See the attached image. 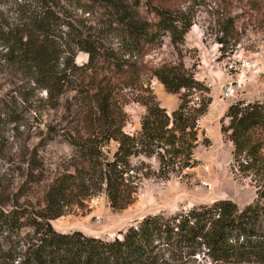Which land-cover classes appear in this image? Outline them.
<instances>
[{"label": "trees", "instance_id": "1", "mask_svg": "<svg viewBox=\"0 0 264 264\" xmlns=\"http://www.w3.org/2000/svg\"><path fill=\"white\" fill-rule=\"evenodd\" d=\"M96 6L104 10L100 28L94 34L76 28L74 11L86 8L85 13L91 15ZM192 26L193 19L186 12L158 5L155 0H19L15 10L0 12V62L28 68L34 87L45 91L54 109L68 92H74L78 106L75 117L68 109L54 133L59 132L75 147L82 160L73 179H83L89 169L99 171L114 207L119 206L132 157L156 155L164 164L167 156L180 158L182 150L193 155L194 143H186V137L192 134L196 141L194 129L207 105L192 109L188 106L193 100L188 96L209 91L194 73L172 63L150 67L152 77L168 93L184 94L171 116L152 95L142 99L147 110L138 137L125 133L126 103L120 102L116 93L120 85L140 81L142 70L135 58H144L146 47L169 37L176 53L181 54ZM221 33L218 43L223 49L233 40L236 44L231 17ZM67 37L74 40L78 51L88 55L87 63H75L74 49L65 42ZM114 39L118 44L110 43ZM107 40H111L108 45ZM2 111L0 106V114ZM225 118L229 122L223 131L229 133L234 146V168L252 175L256 182L253 203L240 209L232 200L222 199L172 214L148 215L112 240L79 231H56L50 221L63 216V211L57 210L44 215L41 222L32 221L38 238L22 255L20 264H139L162 248L187 257L203 255L211 264H264V102L237 101ZM112 141L117 144L112 159L100 163L102 147ZM68 190L65 179L57 178L49 197ZM24 217L22 211L0 210V228L17 230Z\"/></svg>", "mask_w": 264, "mask_h": 264}, {"label": "rangeland", "instance_id": "2", "mask_svg": "<svg viewBox=\"0 0 264 264\" xmlns=\"http://www.w3.org/2000/svg\"><path fill=\"white\" fill-rule=\"evenodd\" d=\"M17 1L0 0V12L15 10ZM155 3L186 12L193 19V26L185 36L181 54L176 53L170 38L164 37L163 43L145 48L144 58L136 56V66L142 70L140 81L120 85L116 91L119 101L126 103L124 131L139 136L147 110L141 100L149 95L172 115L184 93H168L149 69L164 63L183 66L209 88L206 93L197 91L188 96L193 100L188 106L192 109L202 103L207 105L194 129L196 141L192 134L186 137V143H194L193 155L182 150L180 158L167 156L164 164L156 155L132 157L119 206L114 207L99 171L89 169L83 179H73L78 175L82 160L75 147L59 132L54 133L61 127L68 109H72V117H75L78 106L74 92H68L61 105L54 109L45 91L34 87L28 68L0 62V106L3 108L0 114V210L25 214L17 230L0 228V264H20L22 255L38 238L37 226H31L32 221L41 222L44 215L57 210H62L63 216L50 221L56 231H79L112 240L148 215L172 214L222 199L232 200L243 209L256 200L257 187L252 175H244L234 168V146L223 127L228 125L225 114L235 101L224 99L223 91L231 81L226 69L228 58L236 61L240 68L241 63L247 61L252 68L239 101L264 102V0H155ZM73 4L76 6L75 2ZM85 7L89 9L90 5ZM86 8L74 11L76 28H85L94 34L100 28L98 23L104 10L96 6L90 15L85 13ZM230 17L235 21L237 42L234 44L233 40L223 49L218 39ZM110 41H105L106 45ZM65 42L74 49L77 65L88 62V55L77 50L72 38L67 37ZM117 42L114 39L110 43ZM116 147L114 141L102 147L98 161L104 164L111 160ZM61 177L69 190L50 198L52 183ZM139 264L211 262L203 255L187 257L183 252L162 248Z\"/></svg>", "mask_w": 264, "mask_h": 264}, {"label": "built area", "instance_id": "3", "mask_svg": "<svg viewBox=\"0 0 264 264\" xmlns=\"http://www.w3.org/2000/svg\"><path fill=\"white\" fill-rule=\"evenodd\" d=\"M241 68L238 66L236 61L228 58L226 63V69L229 73L231 81L225 86L223 91L224 99L231 101H239V97L243 86L247 83L249 77V71L252 68L251 63L243 61L241 63ZM236 76V78H234Z\"/></svg>", "mask_w": 264, "mask_h": 264}]
</instances>
